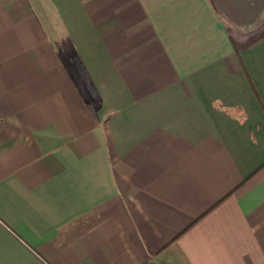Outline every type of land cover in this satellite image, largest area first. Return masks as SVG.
I'll return each mask as SVG.
<instances>
[{"label": "crops", "instance_id": "0c3cea01", "mask_svg": "<svg viewBox=\"0 0 264 264\" xmlns=\"http://www.w3.org/2000/svg\"><path fill=\"white\" fill-rule=\"evenodd\" d=\"M0 264H264V0H0Z\"/></svg>", "mask_w": 264, "mask_h": 264}]
</instances>
